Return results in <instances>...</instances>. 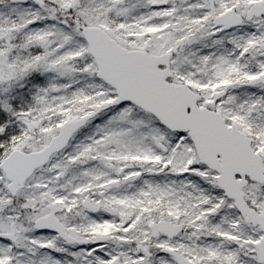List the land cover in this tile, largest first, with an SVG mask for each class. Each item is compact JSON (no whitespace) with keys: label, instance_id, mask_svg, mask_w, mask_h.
<instances>
[{"label":"snow or ice","instance_id":"snow-or-ice-1","mask_svg":"<svg viewBox=\"0 0 264 264\" xmlns=\"http://www.w3.org/2000/svg\"><path fill=\"white\" fill-rule=\"evenodd\" d=\"M0 264H264V0H0Z\"/></svg>","mask_w":264,"mask_h":264}]
</instances>
